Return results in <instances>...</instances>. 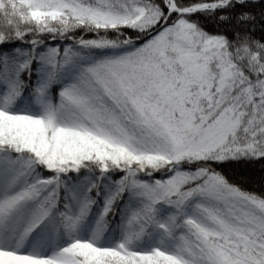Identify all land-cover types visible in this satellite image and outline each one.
Here are the masks:
<instances>
[{
    "label": "snow or ice",
    "instance_id": "obj_1",
    "mask_svg": "<svg viewBox=\"0 0 264 264\" xmlns=\"http://www.w3.org/2000/svg\"><path fill=\"white\" fill-rule=\"evenodd\" d=\"M0 264H264V0H0Z\"/></svg>",
    "mask_w": 264,
    "mask_h": 264
}]
</instances>
